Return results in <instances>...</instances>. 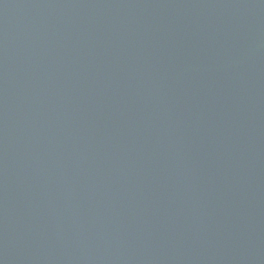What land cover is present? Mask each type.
Masks as SVG:
<instances>
[{"label":"water","instance_id":"1","mask_svg":"<svg viewBox=\"0 0 264 264\" xmlns=\"http://www.w3.org/2000/svg\"><path fill=\"white\" fill-rule=\"evenodd\" d=\"M0 264H264V0H0Z\"/></svg>","mask_w":264,"mask_h":264}]
</instances>
